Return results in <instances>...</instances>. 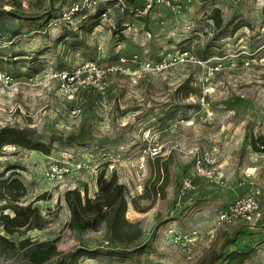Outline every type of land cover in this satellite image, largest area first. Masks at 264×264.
Wrapping results in <instances>:
<instances>
[{
	"label": "rangeland",
	"instance_id": "374dc122",
	"mask_svg": "<svg viewBox=\"0 0 264 264\" xmlns=\"http://www.w3.org/2000/svg\"><path fill=\"white\" fill-rule=\"evenodd\" d=\"M80 1L0 0V55L13 60L0 66V129H26L52 147L49 156L13 145L0 150V174L15 168L5 178L14 172L23 181L24 205L47 195L35 203L49 220L46 228L9 238L16 245L57 240L61 255L46 264H59L81 244L101 251L145 249L76 264H205L225 240L228 252L255 246L241 264H264V154L250 145L252 135H264V0H182L179 11L154 6L142 16L122 12L117 0H101L107 13L92 34L80 37L86 40L81 48L61 38L77 29V17L36 24L8 14L51 8L60 16ZM123 1L133 6L139 0ZM215 9L221 29L212 19ZM87 63L104 75L85 69ZM159 63L166 64L161 71L154 69ZM110 67L124 71L111 73ZM151 149L159 154L153 157ZM204 155L211 178L195 169ZM53 163L72 171L52 180ZM101 173L123 187L125 218L145 233L142 241L120 245L102 223L82 234L68 226L100 217ZM185 179L193 185L188 191ZM160 187L162 195H155ZM74 189L84 205L76 214L65 200ZM254 194L260 222L220 224L232 202ZM5 203L0 197V208ZM0 264L31 263L16 249L0 253Z\"/></svg>",
	"mask_w": 264,
	"mask_h": 264
},
{
	"label": "trees",
	"instance_id": "16d2710c",
	"mask_svg": "<svg viewBox=\"0 0 264 264\" xmlns=\"http://www.w3.org/2000/svg\"><path fill=\"white\" fill-rule=\"evenodd\" d=\"M100 1L101 0H92L90 6H81L71 18H79L77 29H66L61 36L63 40L72 39L71 47H83L86 44V40H81L80 37L85 36L86 38V36L92 34L94 30L100 26L102 16L107 13L106 6L100 3ZM117 4L122 12L130 13L129 11H131L132 14L135 15H144L143 10L145 2L143 0H139L136 4L134 3L133 6H129L125 3V7H122L119 4V0H117ZM8 14L13 18L36 24H39L42 20H45L46 23L71 22V20H63V13H61L60 16H53L51 8L43 10L35 15H21L15 12H9ZM212 19L215 22L216 28L221 29L223 21L220 9L214 10ZM124 26L128 27L127 24ZM125 30V27L121 29L122 39L125 38ZM7 62H13L11 57L0 55V66ZM8 145L20 147L25 150L37 151L47 156H49L52 151L50 144L34 140L32 133L26 129L7 127L0 129V150ZM250 145L255 153L264 154V135H252ZM11 170L13 171L15 168L9 169L0 174V197L6 202L5 205L0 208V253L4 254L20 249L24 251L25 257L31 264H46L53 258L61 255L57 247V240L36 243L32 242L30 239H24L16 245V243L9 238L15 234L26 233L33 230H43L49 224V220L43 216L39 208L35 206L36 202L46 200L47 195L42 194L34 201L24 205L21 200L26 196V186L14 172L5 178L7 172ZM160 170L161 169H159V172ZM97 184L99 188L97 208L98 211H100V217L81 226H77L73 222L69 223L68 226L75 232L82 234L86 231L97 230L99 224L102 223L104 224L107 236L109 235L120 245H128L130 243L132 244L134 242L142 241L145 233L125 218L127 212V200L123 187L113 185L112 181L106 179L104 173H101L98 176ZM162 190L163 187L154 188L153 192L155 195L161 196ZM65 200L73 214H76L77 209H82L84 206L82 205V195L79 189L67 191L65 194ZM87 208H92L90 199H87ZM229 244L230 242L225 240L221 245L220 250L213 253L205 264H215L217 262L241 264L255 252V246L251 244H246L240 249L228 252L227 247ZM110 249L112 250L101 251L100 249L89 248L88 244H81V246L63 254L59 264H76L83 257L97 258L104 255L123 259L127 258L129 253L132 255L142 254L145 245L139 244L137 247L129 250V253L115 248Z\"/></svg>",
	"mask_w": 264,
	"mask_h": 264
},
{
	"label": "built area",
	"instance_id": "2783aa9c",
	"mask_svg": "<svg viewBox=\"0 0 264 264\" xmlns=\"http://www.w3.org/2000/svg\"><path fill=\"white\" fill-rule=\"evenodd\" d=\"M145 2V7L143 10V14H148L154 6H161L165 8H170L174 11H179L182 8V0H143ZM92 4V0H81L80 3H74L69 10L63 13V20H71L73 15L80 9L81 6H90ZM119 4L122 7H125V2L123 0H119ZM187 56V55H185ZM183 61L186 60V57L182 58ZM165 63L157 64L154 69L161 71L165 67ZM147 68L151 67L150 63H147ZM85 69L94 70L96 75L100 78L103 73L97 70L96 66L93 63H87L84 65ZM124 71L123 67H110L108 68V72H118ZM67 76H65L66 78ZM150 154L154 157L159 154L157 149H151ZM206 162H210V157L208 155H204L203 157H199L196 161V172L198 175L203 177L211 178L213 172L209 170L208 167L205 166ZM82 164H77V169H81ZM72 171V168L65 163H53L49 167L48 177L52 180L61 177L62 175L68 174ZM193 188L192 182L189 179H185L183 182V189L188 191ZM263 212L260 207L259 201L257 200L255 194L254 195H245L237 198L234 202H232L228 208L221 212L219 215L220 224H233L237 221H243L248 224H255L262 220ZM173 233V231L171 230ZM214 237V236H213ZM211 236V238H213ZM87 264V263H86ZM120 264V263H117Z\"/></svg>",
	"mask_w": 264,
	"mask_h": 264
}]
</instances>
